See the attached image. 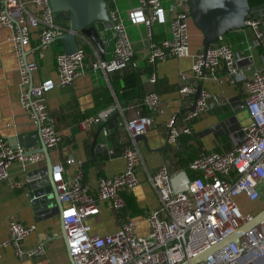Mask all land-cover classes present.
Here are the masks:
<instances>
[{"label": "built area", "instance_id": "1", "mask_svg": "<svg viewBox=\"0 0 264 264\" xmlns=\"http://www.w3.org/2000/svg\"><path fill=\"white\" fill-rule=\"evenodd\" d=\"M167 11L170 14L169 35L160 41L149 42L148 64L182 58L189 53L191 19L188 0H172ZM127 20L132 24H144L151 36L154 23H166V10L161 0H139V6L128 12ZM108 22L109 27L104 28L111 30L113 42L109 58L101 56L87 38L78 35L76 52L68 54L62 50L56 53V79L45 78L33 83L37 63L22 57L23 48L30 44L33 31L38 35V48L44 51L52 45L54 37L68 29V25L58 22L49 0H4L0 9V23L10 29L9 40L14 43L18 57L22 109L36 124L46 148L64 154V160L53 165L51 180L63 202L61 221L71 254L69 264H181L202 254L205 257L196 264H264V219L246 227L255 214H244L239 204V197H245L249 203L264 199V67L252 68L253 55L245 50L235 53L222 36L209 46L205 55L200 52L194 56L191 73L199 81L205 69V75L220 81L218 73L223 67L230 83H242L241 106L249 117V123L242 127L244 137L230 149L197 153L188 163L194 176L190 177L186 191L172 188L166 162L156 173L148 174L159 205L146 216L149 225L146 234L136 232V223L132 219L121 222L114 232L98 234L92 231L88 218L99 213L101 202H107L115 215L125 207L123 193L138 184L136 168L141 162L139 150L131 143L136 135L150 129L152 113L163 111L159 95L150 90L142 98L149 114H140L138 107L134 115L126 117L125 111L132 106L117 104L82 120V125L88 127L117 113L120 116L118 128L124 130L129 142L121 153L125 169L111 176L98 177L95 192H89L83 183L81 161L68 153L47 107L46 95L56 86H70L87 71L109 74L138 67L125 21L116 7L108 9ZM245 23L254 33L253 45H246L250 50L260 43L263 32L256 16L248 14ZM87 57H90L88 62ZM239 61L246 63V67L241 68ZM180 78L185 79L186 75L181 73ZM155 81L156 76L152 74L149 82L154 84ZM196 86V83L182 84L179 92L186 97L195 92ZM218 105L221 102L217 96L202 88L194 110L187 108L180 113L181 123L176 114L166 121L167 144L175 149L182 134L192 133L190 122ZM103 134L107 135L105 129ZM108 152L114 153L111 149ZM37 158L38 153H27L19 144L12 145L0 135V181L8 178L12 161L31 162ZM66 165L74 167L73 174L65 175ZM33 229V225L10 219L9 238L0 242V258L2 249L11 246L20 260L38 258L36 264H51L45 258L46 241L40 240L30 247L24 245V239ZM233 234L235 240L225 241ZM216 245L219 247L206 253Z\"/></svg>", "mask_w": 264, "mask_h": 264}, {"label": "crops", "instance_id": "2", "mask_svg": "<svg viewBox=\"0 0 264 264\" xmlns=\"http://www.w3.org/2000/svg\"><path fill=\"white\" fill-rule=\"evenodd\" d=\"M108 9L116 7L120 16L125 21L126 30L134 49V58L138 67L136 71L139 76V85H129L130 89L122 92L123 87L121 77L126 73L122 70L109 74L101 71L87 73L76 78L70 86H56L47 93V107L52 115L55 127L62 135L67 151L76 160L82 163L91 158L90 146L98 130L97 143L102 150L95 152L96 162H89L83 168V183L89 192L93 193L96 189L97 179L100 176H111L120 173L125 169V160L122 157V149L129 144L126 133L120 127L116 131L113 121H103L98 125L84 127L82 120L90 115H96L111 105L125 107L132 106L125 111V116L135 114V109L140 108V114H149L146 107L142 104L144 94L150 90L157 91L162 102L163 111L153 114V124L150 129L143 134L144 139L135 140L131 143L136 147L141 155V162L136 168L138 184L130 191L123 193L125 207L115 215L107 202H101L98 214L88 218L94 233L102 234L116 231L121 222L132 219L136 223L135 230L138 234H146L149 225L146 221L148 213L159 205L158 195L153 186L148 181V174H154L158 168L166 162L170 168L171 177L177 176L185 171L190 177L193 173L189 168H183L177 158V153L186 151V145L190 144L194 153L211 150H226L238 144L242 137L235 135L230 137L225 131L227 127L214 126L222 119L234 116L241 127L249 123L246 110L237 105L236 97L241 99L242 83H230L227 78L226 70L222 67L219 70L220 81L205 75L197 81L191 73V64L197 53L203 51V35L194 26L192 21L189 23V53L182 58H169L148 64L147 56L149 53V42L151 40L160 41L169 35V17L167 11L172 0H161L166 10V23H154L151 26V36L148 34L144 24H132L127 20L130 10L139 6V0H105ZM4 0H0V9ZM250 14L259 19V28L263 32L260 43L248 50L246 45L254 43V33L246 26L239 30H232L222 36L223 40L230 44L235 53L245 50V53L253 55L252 68L262 69L264 67V3L254 6ZM58 22L64 17L62 14H55ZM63 25H68L63 22ZM102 30L104 44V58H109L112 53L113 42L111 30ZM10 29L0 23V135L6 138L12 145L13 139L33 135L36 145L30 149L40 147V137L36 124L22 109L19 94L21 90L18 69V57L15 53V45L9 40ZM107 42V43H106ZM94 46V45H93ZM58 44L53 41L49 49L41 51L38 48V35L33 31L30 44L23 48L27 61H35L37 70L33 72V83H38L42 79H56L55 55ZM63 47V46H62ZM92 50V48H90ZM90 57H87L88 62ZM240 67L245 68L246 63L239 61ZM184 73L185 79L180 75ZM154 74L156 81L154 84L149 82L150 76ZM134 82L128 76L127 83ZM202 83V88L209 90L217 96L221 105H218L206 113L191 121L192 133L182 134L177 146L172 147L166 142V121L172 116L177 115L178 122L181 123V114L189 108L193 99L191 95L183 97L179 92L182 84ZM120 116L118 117V119ZM103 126V128H102ZM103 129L107 135L103 134ZM233 135V134H231ZM23 140L20 145L25 152L31 151L26 148ZM31 143V142H30ZM102 144H106L104 147ZM166 146V147H165ZM163 147L164 150H161ZM108 149L113 150L109 154ZM49 156L52 165L64 160V154L56 153L49 149ZM189 163V162H188ZM46 159L43 153H38V158L34 161L20 162L14 160L9 166V176L6 180L0 181V242L9 238L8 223L10 219H18L24 224L33 225L34 229L24 239V245L33 246L40 240L46 241L45 258L51 264H69L70 257L67 252L64 228L59 215L51 217L38 216L31 204V192L26 182V171L33 168L45 166ZM188 166V165H187ZM65 175L73 174L74 167L65 166ZM239 201L249 208H257L258 213L264 208V199L255 202H247L245 197H239ZM255 213V214H256ZM0 264H36L37 259H18L11 246L2 249Z\"/></svg>", "mask_w": 264, "mask_h": 264}, {"label": "water", "instance_id": "3", "mask_svg": "<svg viewBox=\"0 0 264 264\" xmlns=\"http://www.w3.org/2000/svg\"><path fill=\"white\" fill-rule=\"evenodd\" d=\"M49 3L52 11L55 14H62L64 16V22L68 23V29L54 37V41L57 39L61 40L63 51L65 53L70 54L76 52L78 50L77 37L78 35H83L92 45H94L99 54L103 56L104 44L100 26L103 25L102 27H109L108 7L105 0H49ZM188 4L190 19L194 26L203 35V55L206 54L211 44L217 43L219 37L223 36L229 31L245 28V19L248 14H250L251 10L248 0H188ZM22 57L24 60H26V55H24V53H22ZM205 74L206 70L203 69L202 77H204ZM201 90L202 83L200 82L196 86V90L193 93V103L189 107L190 110H194L196 102L200 97ZM236 99L238 100L237 105L241 108L242 100L239 99V97H236ZM108 121H113L115 123L117 131V113H112L109 116ZM229 125L230 127H228ZM225 126L229 128L225 132L231 138L236 134L242 138L244 137L242 127L236 121L234 116L220 120L214 126V128H224ZM100 130H98L90 146L91 158L81 165L82 171L86 163L96 162L95 152L102 150L100 144L97 143V136ZM139 139H144L143 134L136 135L135 140ZM23 140L28 142L26 143V148L31 150L27 153H43L46 159L45 166L26 171V182L32 195L31 204L33 210L38 216L51 217L54 215H59L61 218L63 202L59 196L54 182L51 180L53 165L49 156V149L46 148L45 144L41 140L40 147L36 149H30L36 145V140L33 135L18 137L17 139H13L12 142L14 144L21 145ZM165 147H163L161 150H164ZM189 182L190 177L185 171H182L177 176L170 178L172 188L178 191H186ZM263 219L264 208L250 218L246 224V227L256 225ZM235 239L236 237L233 234L228 236L225 241ZM217 247H219V245L214 246L206 253H209ZM67 252L71 261V254L68 248ZM203 257H205L204 254L183 261L181 264H196Z\"/></svg>", "mask_w": 264, "mask_h": 264}, {"label": "trees", "instance_id": "4", "mask_svg": "<svg viewBox=\"0 0 264 264\" xmlns=\"http://www.w3.org/2000/svg\"><path fill=\"white\" fill-rule=\"evenodd\" d=\"M249 1V4H250V7H254V6H258L260 4H263L264 3V0H248ZM63 20H61V22L63 23L64 22V18H62ZM57 44H58V47H57V52L59 51H62L63 50V47H62V42L61 40L57 39L56 40ZM126 70H129V69H126ZM126 73L121 77V83H122V87H123V90L122 92L124 93L126 90L132 88L130 87L129 85H133L135 84V86H138L139 85V76H138V72L136 71V69H130L129 71H125ZM128 76L131 78H133L134 82L132 83H127L128 81ZM134 86V85H133ZM155 91V89H154ZM157 92V91H156ZM108 119H106L107 121ZM191 123V122H190ZM192 146L190 144L186 145V151L184 152H179L177 153V158H178V161L180 163V166L183 167V168H186L188 169V162L194 158L197 154L194 153V151L192 150ZM194 176V173H190V177H193Z\"/></svg>", "mask_w": 264, "mask_h": 264}, {"label": "rangeland", "instance_id": "5", "mask_svg": "<svg viewBox=\"0 0 264 264\" xmlns=\"http://www.w3.org/2000/svg\"><path fill=\"white\" fill-rule=\"evenodd\" d=\"M56 14H60V13H56ZM239 204H240V209H241V211L244 213V214H247V213H252V214H255L257 211H258V209L260 208V207H257V208H253V207H251V209L249 208V205H247V206H244L243 207V205L239 202Z\"/></svg>", "mask_w": 264, "mask_h": 264}]
</instances>
